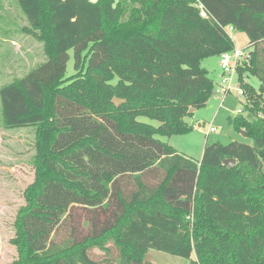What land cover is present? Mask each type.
I'll use <instances>...</instances> for the list:
<instances>
[{
    "label": "trees",
    "instance_id": "1",
    "mask_svg": "<svg viewBox=\"0 0 264 264\" xmlns=\"http://www.w3.org/2000/svg\"><path fill=\"white\" fill-rule=\"evenodd\" d=\"M16 1L47 62L0 89L4 127L35 129L12 264H150V250L264 264V0ZM232 31L252 48L237 68L245 115L234 123L253 144L207 145L195 161L156 136L193 130L185 118L216 90L202 62L235 49ZM75 207L89 210L83 238Z\"/></svg>",
    "mask_w": 264,
    "mask_h": 264
},
{
    "label": "rangeland",
    "instance_id": "2",
    "mask_svg": "<svg viewBox=\"0 0 264 264\" xmlns=\"http://www.w3.org/2000/svg\"><path fill=\"white\" fill-rule=\"evenodd\" d=\"M26 26H29V22L17 1L0 0V89L25 77L47 62L42 43L22 31ZM231 35L235 49L245 53L252 51L245 33L232 31ZM69 53L66 78L76 74L73 51ZM216 63L217 57H212L204 60L202 67L208 70L209 77L217 83L216 89H218L223 84V72L221 71V76H218ZM227 79L229 80L227 87H231V93L226 98L215 94L205 107L185 118L186 123L193 127L191 132L170 138L162 136L156 138L195 161L202 159L207 145L217 143L228 145L232 142L252 145L253 139L244 136L242 131L236 129L234 123L236 117L245 115L243 111L245 99L241 95L238 73H231ZM245 82L258 92L262 87L259 79L251 75L245 76ZM138 120L154 127L160 126L159 122L145 117ZM212 128L213 132L210 131ZM35 156V129L7 130L3 124L0 101V264H11L17 258L16 247L10 241L16 235L17 214L25 205L24 191L35 179ZM73 211L75 217L73 222L77 227L76 237L83 238L86 231L82 226L79 227V222L80 219L82 221L86 219L89 210L75 207ZM68 233L59 230L58 240L67 238ZM113 251L116 257V249L113 248ZM153 255L159 264H192V260L156 250L153 251ZM92 257L97 261L103 258L102 253L98 251L94 252Z\"/></svg>",
    "mask_w": 264,
    "mask_h": 264
},
{
    "label": "built area",
    "instance_id": "3",
    "mask_svg": "<svg viewBox=\"0 0 264 264\" xmlns=\"http://www.w3.org/2000/svg\"><path fill=\"white\" fill-rule=\"evenodd\" d=\"M202 9V7H200ZM202 16L206 17L207 14L202 11ZM250 59V53H245L241 50H233L231 52H226L220 56L219 66L223 72V84L216 89L217 94L221 95L223 98H226L229 93H231V87H227L229 80L227 76H230L231 73L237 72V68L244 65ZM241 91V90H240ZM241 95L242 91H241ZM211 132L214 129H210Z\"/></svg>",
    "mask_w": 264,
    "mask_h": 264
},
{
    "label": "water",
    "instance_id": "4",
    "mask_svg": "<svg viewBox=\"0 0 264 264\" xmlns=\"http://www.w3.org/2000/svg\"><path fill=\"white\" fill-rule=\"evenodd\" d=\"M113 102H114V104H115L116 107H119V106H121L122 104L125 103L124 100H121V99H118V98H115L113 100ZM263 110H264V106H263ZM195 111H196V109H191L190 113H194ZM242 133H243L244 136H246V133L244 131ZM224 164L226 166H228V167H234L236 163H235L234 160L228 159V160H225ZM145 262L146 263H150V264H158L156 262V260L153 257H151L150 255H147L146 256Z\"/></svg>",
    "mask_w": 264,
    "mask_h": 264
},
{
    "label": "crops",
    "instance_id": "5",
    "mask_svg": "<svg viewBox=\"0 0 264 264\" xmlns=\"http://www.w3.org/2000/svg\"><path fill=\"white\" fill-rule=\"evenodd\" d=\"M27 41V40H26ZM28 42V41H27ZM219 61H220V58L219 57H217V63H216V65H217V69L219 70V74H218V76H221V69H220V66H219ZM211 64H214V62H211ZM219 78V77H218ZM215 82V81H214ZM215 84L217 85V83L215 82ZM218 86V85H217ZM215 92H216V90H215ZM215 94H217V92L216 93H214V95ZM213 95V96H214ZM27 129V128H26ZM29 129V128H28ZM153 251L154 250H150L149 251V255L151 256V257H153L154 259H155V257H154V255H153ZM15 260V259H14ZM156 260V259H155ZM192 260H195V257L193 256L192 257ZM13 262V261H12ZM156 262L158 263V261L156 260ZM12 264V263H11ZM159 264V263H158Z\"/></svg>",
    "mask_w": 264,
    "mask_h": 264
}]
</instances>
